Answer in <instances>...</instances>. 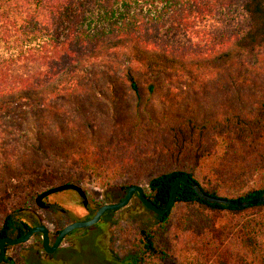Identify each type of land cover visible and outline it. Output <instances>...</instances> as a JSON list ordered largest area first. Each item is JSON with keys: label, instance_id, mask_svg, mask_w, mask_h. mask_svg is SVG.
I'll use <instances>...</instances> for the list:
<instances>
[{"label": "trees", "instance_id": "1", "mask_svg": "<svg viewBox=\"0 0 264 264\" xmlns=\"http://www.w3.org/2000/svg\"><path fill=\"white\" fill-rule=\"evenodd\" d=\"M161 88L171 98H213V112L200 124L152 117L141 95ZM125 92L136 99L127 118L99 104ZM31 123L36 129H23ZM25 133L34 144H17ZM218 149L220 182L264 171V0H0V238L29 229L18 210L8 212L10 201L26 204L43 184L78 186L77 168L105 184L125 180L113 203L146 181L145 198L164 209L182 175L213 198L264 195V187L234 199L205 190L196 174ZM176 205L206 212L197 225L204 257L245 264V241L214 220L264 204H208L181 184ZM171 210L154 214L160 227ZM137 243L126 264H169L150 230H140Z\"/></svg>", "mask_w": 264, "mask_h": 264}, {"label": "rangeland", "instance_id": "2", "mask_svg": "<svg viewBox=\"0 0 264 264\" xmlns=\"http://www.w3.org/2000/svg\"><path fill=\"white\" fill-rule=\"evenodd\" d=\"M214 102L210 97L171 98L163 88L151 96L143 93L140 100L152 117L171 115L180 119H193L198 124L213 112L211 106ZM99 104L108 112L114 110L121 118H127L136 104V99L130 92H125L119 93L114 99L110 97L109 101H99ZM49 125L53 126L54 123L49 121ZM23 127L25 130L36 129L35 123ZM17 138V144L21 146L32 145L35 140L34 135L30 133L18 135ZM220 153L221 150L218 149L212 157L201 164L196 174V180L205 190H216L218 196L234 199L251 188L264 187V171L259 176L249 179L241 177L228 183L218 181L215 165ZM77 170L80 171L82 179L78 186L83 189L87 198L86 209L82 206V200L73 191L60 192L43 199L42 203L52 208L39 209L35 204L37 198L35 195L63 185L50 183L43 184L26 204L10 201L8 212L18 210L16 213L18 220L27 224L35 221L33 217L35 214L52 232H55L71 222L86 221L93 216L98 206L113 204V199L121 195L118 186L125 183V180L105 184L93 177L87 167ZM146 183L142 181L140 186L144 187ZM203 210L198 205H176L170 212L167 225L160 227L154 214L144 209L134 197L125 208L105 213L96 225L73 231L65 238L60 248L51 254L45 255L41 252L36 237L25 245L9 247L7 255L15 264H23L26 259L27 264H126L138 251V232L148 229L154 234L158 246L170 253L169 264H215L212 258L203 256L200 252L201 245L197 241L201 232L197 225L203 219L199 217V213L206 214ZM212 217L211 214H207L208 222ZM2 219L3 215L0 214V226ZM214 221L218 228L233 226L243 244L245 241L247 245V247L244 245L247 257L245 264L264 263V209L235 217L227 215L225 219L219 217ZM31 247L36 252L29 256Z\"/></svg>", "mask_w": 264, "mask_h": 264}, {"label": "water", "instance_id": "3", "mask_svg": "<svg viewBox=\"0 0 264 264\" xmlns=\"http://www.w3.org/2000/svg\"><path fill=\"white\" fill-rule=\"evenodd\" d=\"M181 184L190 187L192 190L195 191L199 199H201L202 201L208 204L234 206V207L242 208V209L264 204V195H262L259 198L253 199L251 201H247V202H237V201L223 200L219 198L210 197L202 193L194 181H191L186 176L182 175V176L177 177L171 183V192H170L169 200L166 206L164 207V209H159L145 198L144 191L141 186H132L127 190L123 199L120 202L103 205L95 211V213L90 219L86 221H77V222H74V223H71L65 226L58 233L52 245H50V242H49L48 230L44 226L34 227L30 229L29 231H27L23 236H21L18 239H11L8 237L0 238V264L3 262L5 258L6 246L13 247V246L23 245L27 243L30 240V238L35 234H40L42 236L41 246H42L43 251L46 254L53 253L61 246L65 237L68 236L71 232L79 230V229L89 228V227L96 225L97 223H99V221L101 220L102 216L105 213L119 211L125 208L131 202V200L134 198L135 195L137 196L139 203L144 209H146L147 211L157 216L163 217L173 208ZM64 191L75 192L82 199L83 206L87 205V198H86L85 192L83 191L81 187L74 185V184H63V185L54 187L52 189H48L47 191H44L35 199V204L37 205V207L42 208L43 199L51 195L60 193V192H64Z\"/></svg>", "mask_w": 264, "mask_h": 264}, {"label": "flooded vegetation", "instance_id": "4", "mask_svg": "<svg viewBox=\"0 0 264 264\" xmlns=\"http://www.w3.org/2000/svg\"><path fill=\"white\" fill-rule=\"evenodd\" d=\"M80 198V197H79ZM81 199V198H80ZM82 200V199H81ZM82 206H83V201H82ZM53 207H56V205H53ZM48 208H52V207H50V206H48V205H45V204H43L42 203V208H39V209H48ZM83 208L84 209H86L87 208V205L86 206H83ZM61 212H63V211H61ZM33 215V214H32ZM34 218H35V221H33L32 222V224H27V223H25V222H23V221H21V223H24V225H26L29 229L27 230V231H29L30 229H32V228H34V227H38V226H44L47 230H48V237H49V242H50V245H52L53 244V242H54V240H55V238H56V236L58 235V233L65 227H63V228H61V229H59V230H57V231H55V232H52L47 226H46V224L44 223V221L40 218V217H38L37 215H35L34 214V216H33ZM74 222H77V221H74ZM74 222H71V223H74ZM71 223H69V224H71ZM69 224H67V225H69ZM66 225V226H67ZM27 231H25L24 232V234L27 232ZM72 233V232H71ZM70 233V234H71ZM23 234V235H24ZM38 238V244H39V246H40V250H41V252L42 253H44L45 255H46V253L43 251V249H42V246H41V243H42V236L40 235V234H35V235H33L31 238H30V240L27 242V243H29V242H31L33 239H35V238ZM67 237V236H66ZM65 237V238H66ZM65 240V239H64ZM63 240V241H64ZM27 243H25V244H27ZM63 243V242H62ZM25 244H23V245H25ZM21 246V245H20ZM8 248V246H6V248H5V258H4V260H3V262L1 263V264H15V262H13L12 261V259L10 258V257H8V255H7V249ZM60 248V247H59ZM58 250V249H57ZM35 249H33L32 247L31 248H29V256H31V255H34L35 254ZM27 259L23 262V264H27Z\"/></svg>", "mask_w": 264, "mask_h": 264}]
</instances>
